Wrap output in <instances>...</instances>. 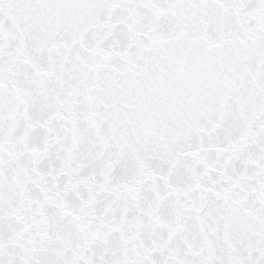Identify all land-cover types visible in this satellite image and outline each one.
Masks as SVG:
<instances>
[{"label": "snow or ice", "instance_id": "6c2138e0", "mask_svg": "<svg viewBox=\"0 0 264 264\" xmlns=\"http://www.w3.org/2000/svg\"><path fill=\"white\" fill-rule=\"evenodd\" d=\"M0 264H264V0H0Z\"/></svg>", "mask_w": 264, "mask_h": 264}]
</instances>
